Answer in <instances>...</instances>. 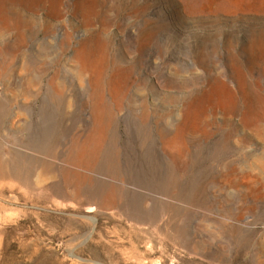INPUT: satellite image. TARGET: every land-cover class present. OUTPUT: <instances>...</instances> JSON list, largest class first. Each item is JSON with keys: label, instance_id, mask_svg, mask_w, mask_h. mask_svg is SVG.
I'll return each instance as SVG.
<instances>
[{"label": "rangeland", "instance_id": "374dc122", "mask_svg": "<svg viewBox=\"0 0 264 264\" xmlns=\"http://www.w3.org/2000/svg\"><path fill=\"white\" fill-rule=\"evenodd\" d=\"M0 264H264V0H0Z\"/></svg>", "mask_w": 264, "mask_h": 264}]
</instances>
